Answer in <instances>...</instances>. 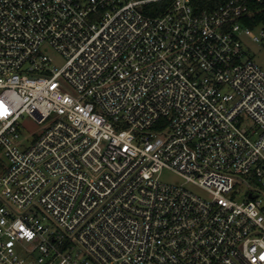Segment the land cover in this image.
Listing matches in <instances>:
<instances>
[{"label": "built area", "instance_id": "1", "mask_svg": "<svg viewBox=\"0 0 264 264\" xmlns=\"http://www.w3.org/2000/svg\"><path fill=\"white\" fill-rule=\"evenodd\" d=\"M161 1L0 0V264H264V0Z\"/></svg>", "mask_w": 264, "mask_h": 264}, {"label": "rangeland", "instance_id": "2", "mask_svg": "<svg viewBox=\"0 0 264 264\" xmlns=\"http://www.w3.org/2000/svg\"><path fill=\"white\" fill-rule=\"evenodd\" d=\"M241 42H242V49L244 52V55L246 58H250L254 60L257 64H259L262 68H264V42L263 41H255L251 37L247 35H241L240 37ZM49 55H51L55 63L60 66L63 63L62 57L59 55L58 52L53 50L52 48H49L48 50ZM246 119V125L247 127H253L256 128L255 122L247 117L246 115H243ZM20 134L21 138L26 139L27 142H31L35 137H37L41 133L40 129V124H38L34 119L29 117L27 114H25L23 117L20 119ZM260 132V129H258V133ZM258 133L255 135L257 136ZM3 162L6 163L7 161L3 159ZM161 178L162 180L169 182V183H185V179L180 176L178 173H176L174 170L165 168L161 171ZM253 185L256 186L255 182H251ZM187 188L190 190L194 191L195 193L204 196V197H209L210 194L205 191L203 188H201L198 185H195L193 183H187L185 184ZM239 196L237 199L239 201H246L247 198V191L249 189L244 185V186H239ZM261 197L263 198V205H264V195L261 194Z\"/></svg>", "mask_w": 264, "mask_h": 264}, {"label": "trees", "instance_id": "3", "mask_svg": "<svg viewBox=\"0 0 264 264\" xmlns=\"http://www.w3.org/2000/svg\"><path fill=\"white\" fill-rule=\"evenodd\" d=\"M172 0L161 1L156 3V6L163 10L166 8ZM228 0H191L192 5L196 11H202L204 9L214 10L218 6L224 4ZM250 10L252 14L248 19L243 20L245 25L251 28H256L258 26H264V3H251ZM5 168L3 160L0 158V172Z\"/></svg>", "mask_w": 264, "mask_h": 264}, {"label": "snow or ice", "instance_id": "4", "mask_svg": "<svg viewBox=\"0 0 264 264\" xmlns=\"http://www.w3.org/2000/svg\"><path fill=\"white\" fill-rule=\"evenodd\" d=\"M0 107H2V105H0ZM3 114H5V115L7 114V109L3 110Z\"/></svg>", "mask_w": 264, "mask_h": 264}]
</instances>
